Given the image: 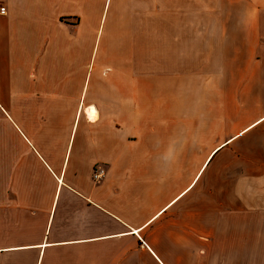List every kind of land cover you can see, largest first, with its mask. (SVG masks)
Segmentation results:
<instances>
[{"label": "crops", "instance_id": "1", "mask_svg": "<svg viewBox=\"0 0 264 264\" xmlns=\"http://www.w3.org/2000/svg\"><path fill=\"white\" fill-rule=\"evenodd\" d=\"M186 1L0 0V264H264V0Z\"/></svg>", "mask_w": 264, "mask_h": 264}, {"label": "rangeland", "instance_id": "2", "mask_svg": "<svg viewBox=\"0 0 264 264\" xmlns=\"http://www.w3.org/2000/svg\"><path fill=\"white\" fill-rule=\"evenodd\" d=\"M183 1L186 0H180V6ZM188 9H189V15L186 19H188L191 24L193 25H203L204 20L206 19V14L203 13V10H207L208 8V0H188L186 1ZM217 3V2H215ZM213 4V2H211ZM246 6H244V9ZM191 9L193 10V15H191ZM184 10V9H183ZM183 10L180 8L179 14H183L186 12H183ZM188 14V13H186ZM196 28V27H195Z\"/></svg>", "mask_w": 264, "mask_h": 264}, {"label": "built area", "instance_id": "3", "mask_svg": "<svg viewBox=\"0 0 264 264\" xmlns=\"http://www.w3.org/2000/svg\"><path fill=\"white\" fill-rule=\"evenodd\" d=\"M0 13L5 15L7 9L5 6L0 7ZM106 176V168L104 166H96L93 173V179L95 182H101Z\"/></svg>", "mask_w": 264, "mask_h": 264}, {"label": "bare ground", "instance_id": "4", "mask_svg": "<svg viewBox=\"0 0 264 264\" xmlns=\"http://www.w3.org/2000/svg\"><path fill=\"white\" fill-rule=\"evenodd\" d=\"M93 115L95 116V113H94V111H93Z\"/></svg>", "mask_w": 264, "mask_h": 264}]
</instances>
